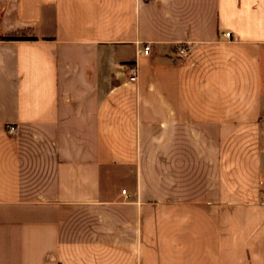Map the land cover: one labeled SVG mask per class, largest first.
<instances>
[{"label": "crops", "instance_id": "obj_1", "mask_svg": "<svg viewBox=\"0 0 264 264\" xmlns=\"http://www.w3.org/2000/svg\"><path fill=\"white\" fill-rule=\"evenodd\" d=\"M13 33L0 264H264V0H0Z\"/></svg>", "mask_w": 264, "mask_h": 264}, {"label": "built area", "instance_id": "obj_2", "mask_svg": "<svg viewBox=\"0 0 264 264\" xmlns=\"http://www.w3.org/2000/svg\"><path fill=\"white\" fill-rule=\"evenodd\" d=\"M225 35L227 37H231V32L230 31H227L225 32ZM152 50V45L151 43H147L144 45V47L141 49V52L143 54H149ZM182 52H185L186 49L185 48H182L181 49ZM128 70H129V77L131 80H136L138 77H139V68L136 64L134 65H130L128 67ZM17 126L15 124H9L8 125V130L11 132V133H16L17 132ZM124 192L126 191L125 189L123 190Z\"/></svg>", "mask_w": 264, "mask_h": 264}, {"label": "trees", "instance_id": "obj_3", "mask_svg": "<svg viewBox=\"0 0 264 264\" xmlns=\"http://www.w3.org/2000/svg\"><path fill=\"white\" fill-rule=\"evenodd\" d=\"M34 36H27L23 33H13L10 35H0V39H33Z\"/></svg>", "mask_w": 264, "mask_h": 264}]
</instances>
